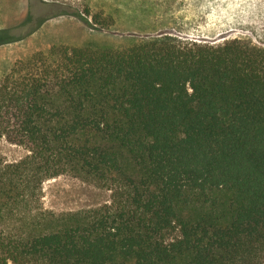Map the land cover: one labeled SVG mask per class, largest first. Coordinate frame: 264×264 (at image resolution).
I'll return each instance as SVG.
<instances>
[{
    "label": "trees",
    "instance_id": "1",
    "mask_svg": "<svg viewBox=\"0 0 264 264\" xmlns=\"http://www.w3.org/2000/svg\"><path fill=\"white\" fill-rule=\"evenodd\" d=\"M2 76L0 141L27 153L0 161V264L264 256V48L163 35L52 47ZM62 175L110 190L112 206L44 209Z\"/></svg>",
    "mask_w": 264,
    "mask_h": 264
},
{
    "label": "rangeland",
    "instance_id": "2",
    "mask_svg": "<svg viewBox=\"0 0 264 264\" xmlns=\"http://www.w3.org/2000/svg\"><path fill=\"white\" fill-rule=\"evenodd\" d=\"M163 35L264 48V0H0V78L14 63L52 47L118 49ZM26 153L0 141V161L15 162ZM41 203L56 214H86L112 206L113 193L62 175L44 183Z\"/></svg>",
    "mask_w": 264,
    "mask_h": 264
}]
</instances>
